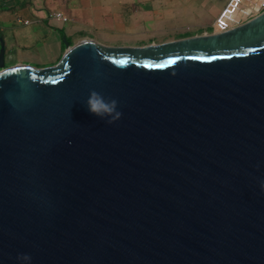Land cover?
Wrapping results in <instances>:
<instances>
[{
    "label": "water",
    "instance_id": "obj_1",
    "mask_svg": "<svg viewBox=\"0 0 264 264\" xmlns=\"http://www.w3.org/2000/svg\"><path fill=\"white\" fill-rule=\"evenodd\" d=\"M64 45L5 67L0 38V264H264V11L141 49Z\"/></svg>",
    "mask_w": 264,
    "mask_h": 264
},
{
    "label": "crops",
    "instance_id": "obj_2",
    "mask_svg": "<svg viewBox=\"0 0 264 264\" xmlns=\"http://www.w3.org/2000/svg\"><path fill=\"white\" fill-rule=\"evenodd\" d=\"M236 0H0L5 67L48 68L92 40L109 49H141L228 30L248 20ZM61 13L63 19L54 18ZM27 22V23H26Z\"/></svg>",
    "mask_w": 264,
    "mask_h": 264
},
{
    "label": "clouds",
    "instance_id": "obj_3",
    "mask_svg": "<svg viewBox=\"0 0 264 264\" xmlns=\"http://www.w3.org/2000/svg\"><path fill=\"white\" fill-rule=\"evenodd\" d=\"M86 105L89 111L101 120H105L107 118L106 122L108 124L114 123L122 116V113L117 110L118 102L116 100L106 99L96 91L90 92L89 98L86 101ZM262 187H264V185H262ZM18 259L28 264V262L31 260V257L27 254H24L19 256Z\"/></svg>",
    "mask_w": 264,
    "mask_h": 264
},
{
    "label": "built area",
    "instance_id": "obj_4",
    "mask_svg": "<svg viewBox=\"0 0 264 264\" xmlns=\"http://www.w3.org/2000/svg\"><path fill=\"white\" fill-rule=\"evenodd\" d=\"M245 1L246 0H236V3L233 7L234 9H232L231 13L234 14L236 12V8H240L241 6H243L245 4ZM249 1H250V3L246 4L243 7V12L245 14H247L249 17H251L248 20L258 16L260 13H262L264 11V0H249ZM52 16L54 18L63 19V16L61 13H54ZM248 20H246V21H248ZM238 25H240V24H238ZM223 31H225V30H223Z\"/></svg>",
    "mask_w": 264,
    "mask_h": 264
}]
</instances>
